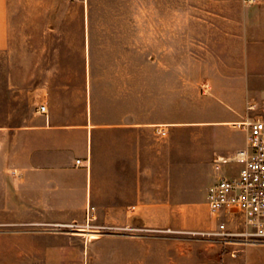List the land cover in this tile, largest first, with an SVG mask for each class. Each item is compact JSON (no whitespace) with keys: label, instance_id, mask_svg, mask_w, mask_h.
Returning a JSON list of instances; mask_svg holds the SVG:
<instances>
[{"label":"rangeland","instance_id":"obj_1","mask_svg":"<svg viewBox=\"0 0 264 264\" xmlns=\"http://www.w3.org/2000/svg\"><path fill=\"white\" fill-rule=\"evenodd\" d=\"M246 8L242 0H8L0 125L12 132L29 123L41 102L53 122L81 124L89 102L94 122H152L166 129L169 196L154 202L170 205L169 231L153 233L150 264H242L240 257L244 264H264V246L242 253L245 246L232 256L237 246L203 234L216 222L206 190L220 174H235L236 163L216 168L208 156L176 158L195 142L205 148L223 137L224 151L243 139L242 128L193 127L209 125L204 121L230 104L219 100L227 70L258 60L244 37ZM242 103H235L240 112ZM63 113L71 116L58 117ZM16 156L11 150V159ZM145 248L139 243L136 263L104 264H147Z\"/></svg>","mask_w":264,"mask_h":264},{"label":"crops","instance_id":"obj_2","mask_svg":"<svg viewBox=\"0 0 264 264\" xmlns=\"http://www.w3.org/2000/svg\"><path fill=\"white\" fill-rule=\"evenodd\" d=\"M246 7L244 37L258 60L236 72L227 70L219 100L230 104L204 121L209 125L193 128H240L235 124L245 118L243 100L264 97V0ZM8 46V0H0V52ZM39 105L29 123L16 130L0 125V264L136 263L139 243L145 244L148 264L154 255L153 233L169 231L170 205L154 202L169 196L170 148L160 134L166 129L152 122H94L89 102L83 123L57 124L47 105L45 112ZM227 123L234 127L225 128ZM245 140L244 131L240 144L224 151L223 137L205 148L195 142L176 158L208 156L213 165L217 157H230L244 147ZM11 150H16L15 159ZM90 232L95 236L90 238ZM244 259L240 257L242 264Z\"/></svg>","mask_w":264,"mask_h":264},{"label":"built area","instance_id":"obj_3","mask_svg":"<svg viewBox=\"0 0 264 264\" xmlns=\"http://www.w3.org/2000/svg\"><path fill=\"white\" fill-rule=\"evenodd\" d=\"M259 1L242 0L245 6ZM38 110L45 112V105H39ZM245 112L243 121L235 124L246 133L244 147L230 157L213 161L216 168L236 163L237 171L233 175L220 174L208 186L205 196L208 213L216 220V226L203 234L216 237L225 245L237 246L232 256L245 246H264V97L247 100ZM160 134L165 135V131Z\"/></svg>","mask_w":264,"mask_h":264},{"label":"bare ground","instance_id":"obj_4","mask_svg":"<svg viewBox=\"0 0 264 264\" xmlns=\"http://www.w3.org/2000/svg\"><path fill=\"white\" fill-rule=\"evenodd\" d=\"M81 230H82V229H81ZM85 230H86V229H85ZM90 231H91V230H90ZM87 234H88V233H87ZM89 234H90V238L93 237V236H95V233H93V232H90Z\"/></svg>","mask_w":264,"mask_h":264}]
</instances>
